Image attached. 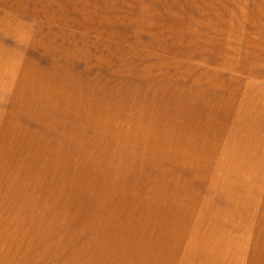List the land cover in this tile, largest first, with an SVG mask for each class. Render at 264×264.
<instances>
[{"label": "rangeland", "instance_id": "374dc122", "mask_svg": "<svg viewBox=\"0 0 264 264\" xmlns=\"http://www.w3.org/2000/svg\"><path fill=\"white\" fill-rule=\"evenodd\" d=\"M219 11L0 0V175L59 191L84 244L144 234L155 248L177 232L264 250V150L219 96ZM170 247L147 255L160 264Z\"/></svg>", "mask_w": 264, "mask_h": 264}, {"label": "crops", "instance_id": "0c3cea01", "mask_svg": "<svg viewBox=\"0 0 264 264\" xmlns=\"http://www.w3.org/2000/svg\"><path fill=\"white\" fill-rule=\"evenodd\" d=\"M218 8L219 96L229 112L234 110L235 120H245L244 133L259 137L254 140L263 146L250 149L264 150V0H218ZM35 178L0 175V264H147L156 260L147 251L163 254L167 246L169 258L160 264H264V250L258 251L259 242L252 239L213 242L193 233L178 238L174 232L155 248L144 234L84 244L64 230L67 210L54 197L59 191L48 186L37 191ZM90 248L95 254H87Z\"/></svg>", "mask_w": 264, "mask_h": 264}]
</instances>
